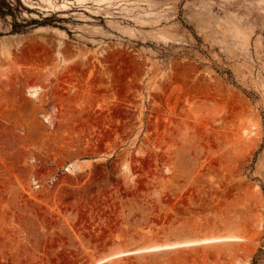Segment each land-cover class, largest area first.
<instances>
[{
    "label": "rangeland",
    "instance_id": "1",
    "mask_svg": "<svg viewBox=\"0 0 264 264\" xmlns=\"http://www.w3.org/2000/svg\"><path fill=\"white\" fill-rule=\"evenodd\" d=\"M0 6V264H264V0Z\"/></svg>",
    "mask_w": 264,
    "mask_h": 264
},
{
    "label": "bare ground",
    "instance_id": "2",
    "mask_svg": "<svg viewBox=\"0 0 264 264\" xmlns=\"http://www.w3.org/2000/svg\"><path fill=\"white\" fill-rule=\"evenodd\" d=\"M34 93H32L33 95ZM77 166L76 163H73L72 164V167H75ZM224 239H228V240H234V239H240V237L238 236H235V235H227V236H211V237H204V238H200V239H191V240H182V241H178L176 243H172V244H161V245H152V246H148V247H145L143 249H139V250H134V251H120V252H117V253H114L112 255H109L105 258H102L100 260H97V261H94L90 264H100L101 262L109 259V258H112L114 256H118V255H123V254H126V253H133V252H137V251H140V250H150V249H157V248H165V247H184V246H193V245H198V244H203V243H210V242H214V241H220V240H224Z\"/></svg>",
    "mask_w": 264,
    "mask_h": 264
},
{
    "label": "trees",
    "instance_id": "3",
    "mask_svg": "<svg viewBox=\"0 0 264 264\" xmlns=\"http://www.w3.org/2000/svg\"><path fill=\"white\" fill-rule=\"evenodd\" d=\"M0 14H5V12H3V10H2V6H0Z\"/></svg>",
    "mask_w": 264,
    "mask_h": 264
}]
</instances>
